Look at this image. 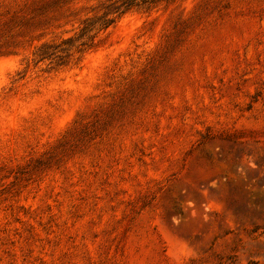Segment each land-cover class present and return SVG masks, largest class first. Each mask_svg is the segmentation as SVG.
<instances>
[{
	"label": "rangeland",
	"instance_id": "obj_1",
	"mask_svg": "<svg viewBox=\"0 0 264 264\" xmlns=\"http://www.w3.org/2000/svg\"><path fill=\"white\" fill-rule=\"evenodd\" d=\"M0 264H264V0H0Z\"/></svg>",
	"mask_w": 264,
	"mask_h": 264
},
{
	"label": "trees",
	"instance_id": "obj_2",
	"mask_svg": "<svg viewBox=\"0 0 264 264\" xmlns=\"http://www.w3.org/2000/svg\"><path fill=\"white\" fill-rule=\"evenodd\" d=\"M108 27V26H107Z\"/></svg>",
	"mask_w": 264,
	"mask_h": 264
}]
</instances>
